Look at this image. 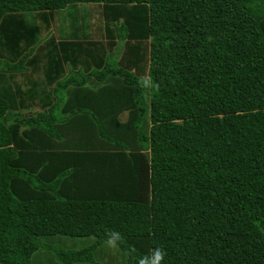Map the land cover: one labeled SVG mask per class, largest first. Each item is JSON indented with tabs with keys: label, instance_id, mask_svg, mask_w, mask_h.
Returning a JSON list of instances; mask_svg holds the SVG:
<instances>
[{
	"label": "trees",
	"instance_id": "1",
	"mask_svg": "<svg viewBox=\"0 0 264 264\" xmlns=\"http://www.w3.org/2000/svg\"><path fill=\"white\" fill-rule=\"evenodd\" d=\"M73 3L112 46L89 12L51 31ZM110 237L123 264H264V0H0V264H104Z\"/></svg>",
	"mask_w": 264,
	"mask_h": 264
},
{
	"label": "rangeland",
	"instance_id": "2",
	"mask_svg": "<svg viewBox=\"0 0 264 264\" xmlns=\"http://www.w3.org/2000/svg\"><path fill=\"white\" fill-rule=\"evenodd\" d=\"M76 10V11H73ZM93 13L94 15H92L91 19H88L87 22H91V25L89 27V29L87 30L88 34H91L92 37L96 38V39H102L104 42V48L107 49L109 48V46H112V39H107L105 38V34L103 33V27L102 24L100 22V14H101V5L96 4V3H80V4H74L71 7H68L64 10H60L59 11V15L57 16V22L54 21V23L56 22L57 24L54 25V28L51 29V31H55V33L57 35L62 34L63 36H68L69 34L71 36H76L79 35V28L81 30V28L84 30V23L82 20H80V16L84 15L86 13ZM27 18L30 20L32 18V15L30 13H28ZM83 23V24H82ZM76 26L78 27V29L76 28ZM92 26V27H91ZM75 30H77L78 32H76ZM47 30L44 29L43 35L45 36ZM81 32V31H80ZM120 46V49H119ZM118 48V54H121L122 49H123V44L119 45ZM114 48V46H113ZM118 61V58L116 56L115 58ZM139 73L142 74V79L144 83H149V77L147 75V73L142 72L138 69ZM40 75V74H38ZM144 97V103L148 104L149 101V92L145 91L143 94ZM126 118V115H122L121 117ZM147 130H149V126H146ZM71 240V239H70ZM92 241H94V237H85V238H79L76 241V246L82 245V244H88L91 243ZM72 243V246L75 245L74 241H70L69 244ZM122 250L117 246V244L112 241L111 243L106 242L104 244H102L96 251H95V256H98V258L100 259V261H102L104 264H110L111 261H113L112 257H115L117 255V257L119 258L120 262L123 264L124 260H125V256H121L120 252ZM46 258L48 259V254L45 251V249H43V251H39L38 254L35 255V261L37 264H42V260ZM54 261V260H53ZM52 261V262H53ZM47 264V263H46ZM56 264V263H55Z\"/></svg>",
	"mask_w": 264,
	"mask_h": 264
},
{
	"label": "crops",
	"instance_id": "3",
	"mask_svg": "<svg viewBox=\"0 0 264 264\" xmlns=\"http://www.w3.org/2000/svg\"><path fill=\"white\" fill-rule=\"evenodd\" d=\"M70 35V34H69ZM108 39V38H107ZM85 52V51H84ZM116 53H118V51L116 52ZM119 54H117V56H118ZM104 56V55H103ZM103 56H100L99 58H97V60H100V62L101 63H103V61L102 60H105L106 58L105 57H103ZM98 57V56H97ZM120 60V57H118V61ZM27 65H30V64H27ZM66 68H67V70H69L68 69V65H69V63H66ZM28 74V73H27ZM35 77H37L36 79L38 80V78H39V75H35ZM30 79V77H27L26 78V80H22V75H18V77H17V80H19V81H17V82H19L20 84H21V86H22V88L23 89H25V90H28V89H30V82L28 81ZM43 80V79H42ZM18 83V84H19ZM42 85H46L45 83H42ZM12 87V86H11ZM13 88V87H12ZM38 89H40L39 87H37ZM13 90L14 91H16V88H13ZM13 100H16V98H14ZM17 100H18V98H17Z\"/></svg>",
	"mask_w": 264,
	"mask_h": 264
},
{
	"label": "clouds",
	"instance_id": "4",
	"mask_svg": "<svg viewBox=\"0 0 264 264\" xmlns=\"http://www.w3.org/2000/svg\"><path fill=\"white\" fill-rule=\"evenodd\" d=\"M111 242H112V239H111V237H110V239H109V243H111ZM160 255H161V254L158 252V253H157V256L160 257Z\"/></svg>",
	"mask_w": 264,
	"mask_h": 264
}]
</instances>
